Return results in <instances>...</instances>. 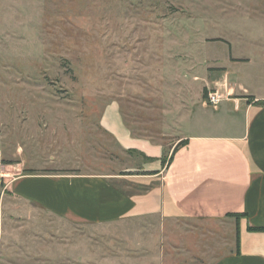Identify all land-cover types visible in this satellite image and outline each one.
<instances>
[{"label": "rangeland", "instance_id": "1", "mask_svg": "<svg viewBox=\"0 0 264 264\" xmlns=\"http://www.w3.org/2000/svg\"><path fill=\"white\" fill-rule=\"evenodd\" d=\"M260 33L264 0H0V264H149L148 251L150 264H206L225 251L231 231L222 223L197 229L176 219L160 229L167 219L141 217L77 226L4 189L23 160L86 173L131 163L137 156L98 126L115 99L138 135L175 143L174 115L194 130L209 73L227 71L233 82L232 54L259 70Z\"/></svg>", "mask_w": 264, "mask_h": 264}, {"label": "crops", "instance_id": "2", "mask_svg": "<svg viewBox=\"0 0 264 264\" xmlns=\"http://www.w3.org/2000/svg\"><path fill=\"white\" fill-rule=\"evenodd\" d=\"M260 39L264 46L263 33ZM238 57L232 54L228 69L233 82L227 71H212L201 82L202 91L211 87L221 99L211 106L201 97L194 130H185L187 123L174 111L173 128L183 143L138 135L135 120L126 121L115 99L102 108L98 126L119 151L137 156L131 163L126 159L116 173H86L77 172L75 165L42 168L23 160L4 191L28 202L34 211L77 226H109L141 217L167 219L160 229L176 219L190 220L197 229L222 223L231 239L227 249L210 256L206 264H264V52L259 70L253 69L250 57L242 66ZM179 76L188 79L185 71ZM230 212L244 214L238 220V251L236 220L226 216ZM194 244L199 246L197 239ZM147 254L149 264L156 260L154 251Z\"/></svg>", "mask_w": 264, "mask_h": 264}, {"label": "trees", "instance_id": "3", "mask_svg": "<svg viewBox=\"0 0 264 264\" xmlns=\"http://www.w3.org/2000/svg\"><path fill=\"white\" fill-rule=\"evenodd\" d=\"M207 89L204 88L203 91H202V96L203 98L205 99L207 97ZM183 143L182 141L179 142V144ZM162 164H164L166 162V156H164L162 159ZM24 172H33L35 170L33 169H24L23 170ZM43 171H50V170H43ZM244 214L242 213H233V212H230V213H227L226 216H230V217H234L235 220H236V249L238 251V248H239V236H238V220L241 216H243ZM250 230H260L259 228H254V227H250L249 228Z\"/></svg>", "mask_w": 264, "mask_h": 264}, {"label": "built area", "instance_id": "4", "mask_svg": "<svg viewBox=\"0 0 264 264\" xmlns=\"http://www.w3.org/2000/svg\"><path fill=\"white\" fill-rule=\"evenodd\" d=\"M220 96L216 91H208L205 102L211 106H216L220 101Z\"/></svg>", "mask_w": 264, "mask_h": 264}]
</instances>
